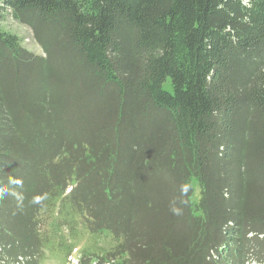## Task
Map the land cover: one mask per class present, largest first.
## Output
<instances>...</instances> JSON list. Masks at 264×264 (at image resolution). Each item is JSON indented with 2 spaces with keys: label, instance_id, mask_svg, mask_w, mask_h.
<instances>
[{
  "label": "trees",
  "instance_id": "obj_1",
  "mask_svg": "<svg viewBox=\"0 0 264 264\" xmlns=\"http://www.w3.org/2000/svg\"><path fill=\"white\" fill-rule=\"evenodd\" d=\"M6 9L43 53L0 31V185L24 196L0 198V264L44 259L56 199L115 238L79 264H264V0Z\"/></svg>",
  "mask_w": 264,
  "mask_h": 264
},
{
  "label": "rangeland",
  "instance_id": "obj_2",
  "mask_svg": "<svg viewBox=\"0 0 264 264\" xmlns=\"http://www.w3.org/2000/svg\"><path fill=\"white\" fill-rule=\"evenodd\" d=\"M0 31L16 35L19 44L34 54H42V48L34 40L33 32L24 23H20L9 9L0 11ZM164 88L171 90L169 82ZM193 197L196 204L200 199L198 182L193 178ZM55 207L48 203L38 213L40 219V236L48 241L44 259L38 264H78L81 255L85 253L103 256L116 244L115 238L106 230L91 233L83 227L81 217L75 213L70 205L58 208L59 200H55Z\"/></svg>",
  "mask_w": 264,
  "mask_h": 264
},
{
  "label": "clouds",
  "instance_id": "obj_3",
  "mask_svg": "<svg viewBox=\"0 0 264 264\" xmlns=\"http://www.w3.org/2000/svg\"><path fill=\"white\" fill-rule=\"evenodd\" d=\"M8 185L22 186V180L17 178H10L8 181ZM8 185H0V198L11 195L12 197H14L15 200V210L16 211L22 210L24 207L23 194L21 192H17L10 189ZM191 188H192L191 183L189 182L182 183L179 187L180 195L182 197H186L189 194ZM45 199H47V193L34 195L30 203L33 205H41ZM180 203L185 204L187 203V201L182 199ZM169 210L173 215L176 216H180L183 214V209L181 207H178L175 201L171 202Z\"/></svg>",
  "mask_w": 264,
  "mask_h": 264
}]
</instances>
